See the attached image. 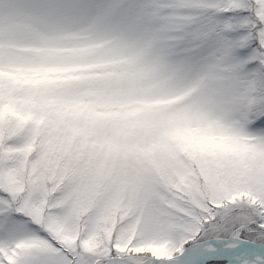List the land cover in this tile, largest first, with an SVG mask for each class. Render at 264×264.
Returning <instances> with one entry per match:
<instances>
[{
  "label": "snow or ice",
  "instance_id": "obj_1",
  "mask_svg": "<svg viewBox=\"0 0 264 264\" xmlns=\"http://www.w3.org/2000/svg\"><path fill=\"white\" fill-rule=\"evenodd\" d=\"M0 264H264V0H0Z\"/></svg>",
  "mask_w": 264,
  "mask_h": 264
}]
</instances>
